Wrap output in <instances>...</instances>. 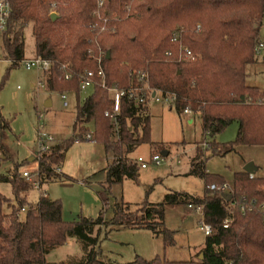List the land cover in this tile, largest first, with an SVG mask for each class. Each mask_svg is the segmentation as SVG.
<instances>
[{
	"label": "trees",
	"instance_id": "trees-1",
	"mask_svg": "<svg viewBox=\"0 0 264 264\" xmlns=\"http://www.w3.org/2000/svg\"><path fill=\"white\" fill-rule=\"evenodd\" d=\"M99 1L10 0L12 15L0 37L2 57L11 64L8 72L25 60L31 30L34 57L52 63L43 74L46 89L73 95L78 101L73 137L55 144L38 161L34 174H39L41 188L62 178L57 168L76 139L89 133L112 158L105 170L108 189L126 180L138 182L141 168L132 155L144 145L155 153L165 150L151 138L148 104L155 93L175 95L179 115L186 109L200 114L205 138H215L237 122V140L225 145L207 143L208 148L198 150L192 159L189 175L206 182L204 197L170 192L160 204L117 203L110 222L102 211L97 219L67 223L63 203L46 192L37 205L29 203L34 183L19 168L1 175L0 183L12 187L14 200L0 192V264H47L48 255L69 239L83 245L84 255L78 262L62 264H118L102 258L98 235L103 228L149 230L173 246L174 233L165 225L166 208L178 205L204 206L203 220L214 229L199 259L171 262L138 257L127 264H264V178L251 179L246 171L235 174L228 201L224 194L212 195L209 190L212 185L223 186L225 180L206 172L208 151L227 156L238 146L264 147V92L247 85V67L258 61L255 48L264 26V0H105L101 19L95 15ZM105 19L107 31L100 33ZM180 32L182 45L196 55L195 62L178 61L181 47L175 35ZM101 52L106 88L96 77L92 95L81 104L82 78L86 72H99ZM139 72L149 75L148 99L136 107L123 98L116 129L106 115L115 110L109 89L141 86L136 78ZM4 86L5 82L0 91ZM1 125L2 130L8 127ZM225 220L231 221L228 229L223 226Z\"/></svg>",
	"mask_w": 264,
	"mask_h": 264
},
{
	"label": "rangeland",
	"instance_id": "rangeland-1",
	"mask_svg": "<svg viewBox=\"0 0 264 264\" xmlns=\"http://www.w3.org/2000/svg\"><path fill=\"white\" fill-rule=\"evenodd\" d=\"M54 8L52 12L57 14ZM261 40L264 42V26L261 28ZM26 44L25 60L34 56L35 41L31 30ZM2 46L0 40V85L5 82L0 91V176L9 174L15 168H19L21 174H34L38 162H31L30 159L38 151L40 125L44 126V133L53 136L55 141L73 137L77 100L69 95L70 106L65 108L60 94L51 93L45 87L39 88L40 82L45 83L44 75L36 70H26L23 62L8 72L11 64L3 59ZM247 85L264 91V51L257 64L247 67ZM92 93V88L82 93L81 104ZM48 101L52 102L51 107H46ZM40 114L44 116L43 121L39 119ZM151 115L152 141L166 144V148L155 153L150 146L144 145L134 153L135 157L146 160L155 154L162 157L160 165L140 170L138 182L126 180L109 190L105 169L107 160L112 158L106 155L102 145L82 142L74 144L68 151L65 162L60 166L63 171L60 180L44 185L41 191L34 184L28 197L29 203L37 205L41 192H46L52 199L63 203V219L67 223L97 219L102 211L105 221L110 222L117 203L133 207L145 203L160 204L170 192L204 197L206 182L189 175L191 159L196 157L198 150L205 151L207 143L225 145L235 142L239 124H230L215 138H205L200 114L179 115L174 105L153 101ZM191 120L194 121L192 124ZM1 124L8 127L2 130ZM166 152L168 156H164ZM206 155V172L223 178L230 185H233L235 174L244 171L249 164L256 166L258 177H264V147L238 146L227 156L214 155L211 151ZM0 192L13 199L9 184L0 183ZM195 209L190 210L186 205L166 208L165 225L174 233L173 246H167L162 236H156L149 230L103 228L98 235L103 260L118 264L132 263L138 257L147 261L157 257L171 262L198 260L207 236L202 230V217ZM21 219H25L24 212ZM83 255V245L76 239H69L64 247L48 255L47 264L78 262Z\"/></svg>",
	"mask_w": 264,
	"mask_h": 264
},
{
	"label": "built area",
	"instance_id": "built-area-1",
	"mask_svg": "<svg viewBox=\"0 0 264 264\" xmlns=\"http://www.w3.org/2000/svg\"><path fill=\"white\" fill-rule=\"evenodd\" d=\"M105 6V0H100L98 3V9L95 12V15L101 19V12L103 11ZM12 6L10 0H0V37L7 31L8 22L12 15ZM104 26L100 29V33L107 31V23L108 19L104 20ZM175 41H178L180 43V54L178 57L179 62H195L197 60L196 55L188 49L187 47H183L182 45V33H177L175 35ZM264 51V42L260 41L259 44L255 48V54L257 56H260V54ZM105 54L101 52L99 56L97 57V61L99 64V72L95 74L94 72H86L85 75L82 78L81 81V92H85L90 88H93L95 84L97 83L95 78L98 77L99 80L102 83V87L106 88V74L102 67V62ZM23 65L26 70H36L42 74L49 71L52 67V63L48 60L43 59L42 57H34L31 59H27L23 61ZM70 78L69 76L67 77ZM137 82L141 84V86L137 87H130L126 90H119V89H109V91L113 94L114 102H115V110L113 114L106 113L107 116H109L117 129V115L120 111L121 107V101L123 98L128 99L129 101L134 102L136 107H140L141 105H144L148 99V82H149V75L147 72H139L136 74ZM46 85L43 82L39 83V88H44ZM61 99L63 101L64 107H69L68 102V94H62ZM151 100L156 101L157 103H168V104H175L176 96L175 95H163L161 93H155L153 94ZM185 115H191L193 114L191 109H186L184 111ZM40 121H43L44 116L40 114L39 116ZM82 142H89L93 143L95 142L94 136L92 133H89L83 137L77 138L75 141V144H81ZM56 141L55 138L51 135H48L44 133V126L40 125L39 131H38V151L33 154V159L37 162L41 160V157L44 154H47L50 152L51 148L55 145ZM138 164L140 165L141 169H147L150 165H160L162 163V157L160 155H153L150 160H146L143 157H139L137 159ZM56 172L58 174H62V169L57 168ZM24 178H26L29 182H32L35 184V188H37L39 191H41L40 181H39V174H32L30 172H24L23 173ZM251 179H255L254 174H250ZM232 189V185L225 183L223 186H216L212 185L210 186L209 190L212 193V195H215L216 193L220 194H229ZM43 193V192H41ZM196 208V209H195ZM190 210H196L199 215L202 217L201 225L202 230L204 234L208 237L213 235L214 229L211 225L207 224L203 220L204 216V206H192L189 205ZM25 211V210H23ZM231 225L230 220H225L224 222V228L228 229Z\"/></svg>",
	"mask_w": 264,
	"mask_h": 264
},
{
	"label": "crops",
	"instance_id": "crops-1",
	"mask_svg": "<svg viewBox=\"0 0 264 264\" xmlns=\"http://www.w3.org/2000/svg\"><path fill=\"white\" fill-rule=\"evenodd\" d=\"M28 37V36H27ZM262 41V40H261ZM34 53V52H33ZM256 55V54H255ZM32 56H33V54H32ZM257 56V55H256ZM258 58V61H257V63L259 62V56H257ZM33 58H34V56H33ZM257 63H255V64H257ZM254 65V64H253ZM45 88H46V86H45ZM94 88V87H93ZM92 88V89H93ZM256 88H258V87H256ZM260 89V88H259ZM261 90V89H260ZM262 91V90H261ZM264 92V91H263ZM82 93H84V92H81V94ZM69 96V95H68ZM73 96V95H72ZM75 97V96H74ZM76 98V97H75ZM76 100H77V98H76ZM80 101H81V97H80ZM85 101V100H84ZM52 103V102H51ZM152 103H153V100H151L150 102H149V104H148V110H149V114H150V116H151V123H152V115H151V105H152ZM77 104H78V101H77ZM52 106V105H51ZM70 106V105H69ZM66 108V107H65ZM68 108V107H67ZM194 114V113H193ZM193 114H191V115H193ZM0 115H1V109H0ZM185 115V114H184ZM76 117H77V105H76ZM75 122H76V118H75ZM75 122H74V125H75ZM194 121H190V124H192ZM73 130H74V126H73ZM72 138V137H71ZM68 140V139H67ZM64 141H66V140H61V141H56V143L55 144H57V143H61V142H64ZM96 143V142H95ZM96 144H98V143H96ZM79 145V144H78ZM164 146H166V144H163ZM166 148V147H165ZM105 149V148H104ZM7 152V151H6ZM106 153V152H105ZM107 155V154H106ZM164 155L165 156H168L169 155V153L168 152H166V153H164ZM67 156V155H66ZM132 157L133 158H138V157H135L134 156V154L132 155ZM193 159V158H192ZM192 159H191V161H192ZM30 161L32 162V161H34V159H33V157L30 159ZM108 162H109V160H107V166H108ZM106 170V169H105ZM245 171V170H244ZM62 173H63V171H62ZM107 173V172H106ZM254 175L256 176V177H258L257 175H256V166H255V172H254ZM139 176H140V173H139ZM258 178H264V177H258ZM139 181V180H138ZM125 182V181H124ZM123 182V183H124ZM226 182V181H225ZM122 183V184H123ZM227 183V182H226ZM118 185H120V184H118ZM48 197L50 198V199H52L49 195H48ZM52 200H55V199H52ZM62 248V247H61ZM48 258V257H47Z\"/></svg>",
	"mask_w": 264,
	"mask_h": 264
},
{
	"label": "water",
	"instance_id": "water-1",
	"mask_svg": "<svg viewBox=\"0 0 264 264\" xmlns=\"http://www.w3.org/2000/svg\"><path fill=\"white\" fill-rule=\"evenodd\" d=\"M51 17H52L53 20H55V19L58 18V15L55 14V13H53V14L51 15ZM109 57H110V53L107 54V58H109ZM51 105H52L51 101H48V102L46 103V107H51ZM164 156H165V155H164ZM245 171L248 172V173H250V174H254V172H255V166H254L253 164H249V165H247V166L245 167ZM223 197H224L225 199H227L228 201H230V200L232 199V196H231L230 194H224Z\"/></svg>",
	"mask_w": 264,
	"mask_h": 264
}]
</instances>
